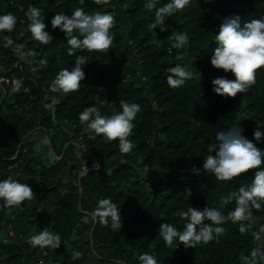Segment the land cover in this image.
Listing matches in <instances>:
<instances>
[{"label":"trees","instance_id":"1","mask_svg":"<svg viewBox=\"0 0 264 264\" xmlns=\"http://www.w3.org/2000/svg\"><path fill=\"white\" fill-rule=\"evenodd\" d=\"M29 2L45 14L53 34L47 44L25 30L24 9ZM0 4L1 11H13L18 17L10 33L14 40L38 48L48 59L47 65L32 72V58H21L13 46L0 45V76H5L0 82V174L25 179L35 193L11 210L0 207V264H136L141 251H155L164 264H244L241 253L256 242L252 228L241 232L239 222L226 219L219 239L187 247L183 242L166 245L158 225L167 219L182 227L185 218L177 209L189 203L211 204L227 213L234 201L221 205L219 197L251 179V168L231 180H218L201 166L215 131L237 121L249 138L264 147V140L255 141L252 135L257 121L264 123V66L256 70V81L247 92L224 96L213 90L212 77L234 74L210 62L212 37L221 18L233 12L245 19L264 14V0H189L166 17L170 27L164 31L159 25L151 26L154 9H146L144 0H0ZM74 6L114 12V38L108 49L67 52V37L58 26L52 28L50 17L56 11L70 12ZM175 31L189 33L186 48L169 50ZM134 49L135 63L130 56ZM79 52L88 59L81 87L53 91L48 86L51 78L61 66L73 63ZM177 52L184 54V60L190 58L195 75L174 88L168 85L164 69L178 62ZM140 71L150 95L138 79ZM13 76H22L29 91H13ZM121 99L141 104L130 135L134 147L128 153L119 150L118 139L90 136L78 116L84 106L101 101L105 112L119 109ZM37 130L62 158L39 159L30 138ZM78 142L93 163H69ZM134 155L140 157L141 165L153 168L145 181L135 174ZM101 195H110L120 205L119 229L91 215L83 219ZM253 213L264 222V207ZM46 225L61 233V243L55 248L31 245L27 236ZM71 249H79L82 255L73 259Z\"/></svg>","mask_w":264,"mask_h":264},{"label":"clouds","instance_id":"2","mask_svg":"<svg viewBox=\"0 0 264 264\" xmlns=\"http://www.w3.org/2000/svg\"><path fill=\"white\" fill-rule=\"evenodd\" d=\"M189 0H144L146 9H154L151 26L159 25L161 31L170 27L166 17L172 16L177 10L188 5ZM26 19L25 30L31 37L47 44L53 38L45 21V14L35 3L29 2L24 9ZM17 15L13 11H0V45L13 46L14 51L21 57H30L31 70L36 72L38 67L48 64L46 56L39 54L36 47H25L18 43L10 34L17 23ZM115 14L108 9L88 11L81 6H74L68 11H56L50 22L53 29L59 27L67 37V52L74 53L77 49L102 50L108 49L113 43L112 26L115 23ZM215 31L210 51V62L213 66L222 68L224 73L231 70L233 76L219 74L212 77L213 90L224 96H236L237 93L247 92L256 81L257 69L264 66V14L245 19L238 12L224 15ZM153 35H157L154 31ZM170 48L184 49L189 45L190 37L187 31L172 33ZM178 62L165 67L166 81L171 87H179L186 80L191 79L195 73L191 68V60H184V54L176 53ZM73 63L61 66L49 82L53 91L70 92L81 87V81L86 76L84 65L88 62L83 52L75 55ZM201 79V74L199 75ZM13 91H29V86L24 83L22 76L11 78ZM55 100V97H53ZM91 103L84 106L79 112V120L90 136L102 134L109 140L118 139L119 150L123 153L130 152L134 145L130 135L134 129V121L141 110V104L135 100L121 99L120 108H113L105 112L101 104ZM246 117V113H241ZM264 123L257 121L252 135L255 141L264 140ZM48 138H43L47 144ZM215 149V154H213ZM204 170L215 175L218 180H231L241 173L253 169L251 179L247 183L238 184L231 192L219 197L221 205L233 202V206L225 213L221 207L205 204L197 207L192 204L177 209L178 215L185 218L182 227L166 220H161L158 232L164 243L176 246L183 242L184 246H194L198 242H207L219 239V234L224 232L226 219L239 222L241 232L252 228L251 236L256 242L248 252L241 253L240 259L244 264H264V222H259L254 216L253 209L264 207V147L258 146L249 138L244 127L237 121L222 126L215 131L214 138L207 144V151L201 166ZM35 193L32 186L12 173L0 174V207L19 205L22 201L31 200ZM89 215L98 219L103 224H110L114 229H119L122 224L120 205L110 195L98 196L94 209L84 215L87 220ZM160 217H164L161 213ZM255 225V226H254ZM33 246H48L55 248L61 241V233L47 225L27 236ZM71 256L76 259L82 255L79 249H71ZM136 264H164L155 251H141L136 257ZM49 264H54L49 261Z\"/></svg>","mask_w":264,"mask_h":264},{"label":"rangeland","instance_id":"3","mask_svg":"<svg viewBox=\"0 0 264 264\" xmlns=\"http://www.w3.org/2000/svg\"><path fill=\"white\" fill-rule=\"evenodd\" d=\"M2 7H3V5L0 4V11L2 10ZM126 39H127V36H126ZM130 56H131L132 60L134 61V63L137 62V55L135 53V49L131 53ZM187 60H189V57H187ZM191 68L194 69L193 66H191ZM138 79L146 88L147 94L150 95V91L147 88V86L145 85L146 81H145V78L143 77L141 71L139 72ZM3 80H5V76H0V82H2ZM7 80H9V78H7ZM44 137H47V136L42 131H39V130L34 131L30 135L31 141L33 143L32 150H35L34 153H36V155L39 157V159H41L45 162H50V161H53L54 157L62 158V156H63L62 154H58L54 150L51 151L49 149V143H47V144L43 143ZM73 152H74L75 157H71V158H70V156L68 157L70 164H77V166H78L81 163L85 164L89 161L93 163L90 155L87 154L85 151H83V149H81L80 142L76 143V147H74ZM78 159L81 162H78L79 161ZM132 159L135 162V174H138L140 176L141 180L145 181L147 179V175L153 171V168L141 165L140 164V157L137 155L132 156ZM14 166H17V164L15 163Z\"/></svg>","mask_w":264,"mask_h":264}]
</instances>
